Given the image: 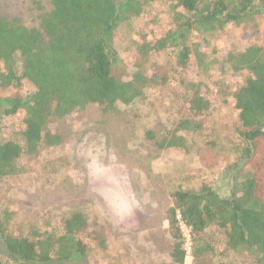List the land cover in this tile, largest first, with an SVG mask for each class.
<instances>
[{"label":"rangeland","instance_id":"1","mask_svg":"<svg viewBox=\"0 0 264 264\" xmlns=\"http://www.w3.org/2000/svg\"><path fill=\"white\" fill-rule=\"evenodd\" d=\"M38 2L46 12L50 10L49 0H0V16L38 27ZM174 4L152 2L140 17L116 30L119 62L113 67L114 77L130 81L142 70L155 77V84L130 105L119 103L111 110L89 105L64 119L51 120L44 134L58 135L61 141L49 146L44 139L37 155L21 157L20 174L0 181V214L5 211L11 218L10 233L22 236L34 229L60 233L64 219L82 211L88 223L79 236L88 247L89 264H176L167 220L171 194L208 186L228 196L235 178L241 180L253 172L251 164L244 166L239 160L244 143L236 133L240 123L234 99L250 74L235 72L227 56L250 46L264 49V10L240 25L193 33L190 44H199L206 62H212L204 71L194 54L189 65L181 68L171 48L156 54L142 49L175 31V12L185 13L182 9L174 12ZM20 67L17 62L19 71ZM191 84L200 87L210 102V109L196 118L201 129L179 134L186 139V148L159 149L148 133L161 140L189 115ZM33 90L27 82L19 89L0 90V96L23 97ZM25 118L20 111L2 119L0 141L24 130ZM208 142H215L221 155L213 168L203 165L200 157ZM121 199L134 202L132 213L123 218L113 215L110 208ZM181 228L187 252L183 264H195L193 237L185 225ZM197 239L198 247L207 248L198 264H256L252 257L230 251L224 232L216 227ZM0 260L8 262L6 257Z\"/></svg>","mask_w":264,"mask_h":264},{"label":"trees","instance_id":"2","mask_svg":"<svg viewBox=\"0 0 264 264\" xmlns=\"http://www.w3.org/2000/svg\"><path fill=\"white\" fill-rule=\"evenodd\" d=\"M155 1L160 0H49L47 12L38 2L39 25L32 28L22 25L18 18L0 16V90L19 89L27 82L34 87L23 97L0 96V122L20 111L26 114L24 130L0 141V181L20 174L21 157L37 155L44 139L49 146L61 141L58 135L44 134L51 120L64 119L89 105L106 110L119 103L130 105L155 84V77L146 76L142 70L130 81L117 79L112 73L119 62L114 48L116 30L120 24L140 17ZM169 1L175 3L174 12L182 9L185 14L175 12V31L142 49L156 54L171 48L175 64L181 68L189 65L194 54L204 71L212 62H206L199 44H190L193 33L216 32L230 23L240 25L264 10V0ZM144 52L147 57L148 52ZM227 62L235 72L250 74L234 99L240 123L236 133L244 143L239 160L244 166L251 164L253 172L241 180L235 178L228 196L208 186L171 194L167 220L176 264H183L187 256L182 225L193 237L195 264L207 250L197 246V238L212 227L224 232L230 251L264 264V49L250 46L241 53H230ZM190 86L189 115L161 140L148 133L159 149L186 148V139L179 134L201 129L196 118L210 109V102L200 87ZM200 157L203 165L213 168L221 157L217 144L208 142ZM7 214H0V257L8 262L0 260V264H89L88 247L79 236L88 223L84 212L75 211L65 218L60 233L34 229L22 236L9 232L11 218Z\"/></svg>","mask_w":264,"mask_h":264},{"label":"clouds","instance_id":"3","mask_svg":"<svg viewBox=\"0 0 264 264\" xmlns=\"http://www.w3.org/2000/svg\"><path fill=\"white\" fill-rule=\"evenodd\" d=\"M110 208H111L113 215L119 218H123L132 213L134 209V202L128 199H121L118 201H114L110 205Z\"/></svg>","mask_w":264,"mask_h":264}]
</instances>
